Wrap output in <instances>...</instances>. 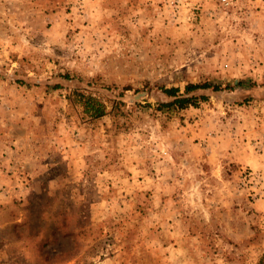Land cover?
Segmentation results:
<instances>
[{
    "label": "rangeland",
    "instance_id": "obj_1",
    "mask_svg": "<svg viewBox=\"0 0 264 264\" xmlns=\"http://www.w3.org/2000/svg\"><path fill=\"white\" fill-rule=\"evenodd\" d=\"M263 254L264 0H0V264Z\"/></svg>",
    "mask_w": 264,
    "mask_h": 264
},
{
    "label": "trees",
    "instance_id": "obj_2",
    "mask_svg": "<svg viewBox=\"0 0 264 264\" xmlns=\"http://www.w3.org/2000/svg\"><path fill=\"white\" fill-rule=\"evenodd\" d=\"M211 86L208 83H204L201 85L198 84H186L185 88H184V93L186 92H190L191 90L198 88V87H209ZM213 89L217 90L219 89L218 86H213ZM163 92L168 95L171 96L173 99L171 101V103L175 104L178 108H183L186 107L188 105H195L196 104V97L193 95H183V94H178V88L177 87H169V88H162ZM83 104L85 105V108L89 111H91V114L94 117H99L100 115H102L104 113V108L103 106L99 103H96L94 101V98L90 97V96H86L85 100L83 101ZM264 254L261 257V261L260 264H264Z\"/></svg>",
    "mask_w": 264,
    "mask_h": 264
}]
</instances>
